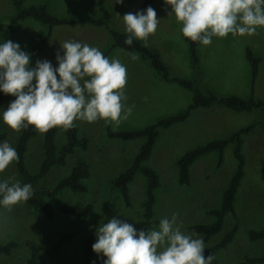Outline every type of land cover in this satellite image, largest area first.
Masks as SVG:
<instances>
[{"label": "rangeland", "instance_id": "1", "mask_svg": "<svg viewBox=\"0 0 264 264\" xmlns=\"http://www.w3.org/2000/svg\"><path fill=\"white\" fill-rule=\"evenodd\" d=\"M140 2L141 0H123L122 4H117L115 0H105V7L111 13L110 26L124 31L122 16L135 9ZM37 4H44L50 14L59 18L101 15L96 0H22L24 8ZM152 8L157 13L159 23L155 33L141 42L158 50L171 76L194 79L200 88H210L219 95L235 94L243 98L253 95L256 99H264V27H257L255 34L251 36L228 34L223 38L213 37L211 44L207 46L199 43L198 74L191 65L188 43L180 31V23L174 16H168L170 6L164 0H156ZM15 13L11 0H0V22L7 24ZM6 35L30 55L33 47L47 36L35 56L33 66L37 60L57 64L56 54L59 52L62 55L60 44L68 40L87 43L97 47L102 53L112 42L110 33L103 26L69 23L50 28L31 17L18 19L6 31L0 32V42L6 39ZM246 48H250L259 57L254 78L251 63L246 57ZM133 55L137 59L132 60ZM106 57L110 60L116 58L126 66L127 82L123 91L127 99L122 103L126 107L132 106L131 115L119 123L103 119L95 122L74 120L79 135L88 138L87 148L76 149L67 156L65 164L54 166L32 184V188L52 186L78 160L84 159L90 166V175L85 180L87 191L75 193L64 189L60 195L70 203H92L93 213L76 218L56 212L53 218L46 219L25 202L12 206L11 210L0 207V242H16L9 254H0V264H27L26 260L30 256L46 261L48 249L63 232L71 233V236L57 249L58 264H79L85 236L92 233V244L95 243L96 227L114 216L133 224L137 230L144 229L143 176L137 173L129 184V206L124 204L118 191L111 185L112 179L130 164L144 139L123 141L109 138L106 126L109 125L113 130L138 129L164 116L184 111L191 103L192 91L158 76L149 61L141 59L135 52L115 47ZM12 100V96L4 94L0 111L6 109ZM250 123H256V127L244 136V176L234 200L238 228L231 242L212 256V264H239L245 255L264 253V239L252 241L247 235L250 229L264 228V111L259 108L249 112L234 111L219 105L194 108L184 120L159 129L151 155L145 161V164L157 172L160 182L155 190L154 210L157 223L153 229L158 228L160 219H171L175 213L181 230L193 234L189 226L211 223L214 218L207 211L221 205L223 190L236 166L233 144L229 143L224 148L219 166L218 154L214 151L196 159L190 166L189 182L185 184L177 180V159L188 149L215 138H224ZM0 125L5 133L1 141L7 140L14 147L19 131L10 129L2 120ZM64 141V130L58 127L57 145L61 146ZM42 144L43 133L37 131L36 136L28 142L25 154L26 165L31 172L38 170L43 159ZM0 176L2 180L10 182L19 180L14 162L0 172ZM232 221L230 214L225 217L221 231L204 241L205 249L221 239L231 228ZM100 256L93 252L94 258Z\"/></svg>", "mask_w": 264, "mask_h": 264}, {"label": "clouds", "instance_id": "2", "mask_svg": "<svg viewBox=\"0 0 264 264\" xmlns=\"http://www.w3.org/2000/svg\"><path fill=\"white\" fill-rule=\"evenodd\" d=\"M122 4L123 0H115ZM170 6L168 16L180 23L182 35L193 42L209 45L213 37L228 34L251 36L264 27V0H164ZM124 40L146 41L154 34L159 19L151 6L122 16ZM56 67L51 61L37 60L12 40L0 42V93L15 97L0 111V120L20 131L33 126L44 133L54 127L68 130L74 120L119 123L132 113L125 106L123 89L127 82L126 66L111 60L94 46L76 40L60 44ZM132 60L137 59L135 55ZM123 112V114H122ZM18 159L7 140L0 141V172ZM33 195L32 185L19 180L0 181V207L26 202ZM92 250L106 259L103 264H212L205 257L202 237L181 230L177 216L162 218L157 229L137 230L126 220L112 217L95 229Z\"/></svg>", "mask_w": 264, "mask_h": 264}, {"label": "trees", "instance_id": "3", "mask_svg": "<svg viewBox=\"0 0 264 264\" xmlns=\"http://www.w3.org/2000/svg\"><path fill=\"white\" fill-rule=\"evenodd\" d=\"M16 13L10 18L7 24L0 22V32L6 31V29L13 24L16 20L31 17L43 24L48 25L50 28L59 24H90L94 26L105 27L111 35L112 42L109 49L103 54L108 55L109 51L113 47H118L129 52L137 53L141 59L148 60L152 70L161 78L167 81H172L180 85L181 87L192 91V99L190 105L181 112L173 115L164 116L159 118L156 122L148 124L138 129H126V130H113L109 125L106 126V134L109 138H117L123 141L143 138V142L139 146L135 156L130 164L120 171L115 178L112 179L111 185L115 188L125 205L129 206L130 192L129 184L134 180L135 175L140 173L144 178V200L142 202V217L143 228L146 230L153 229L157 223L155 217V190L159 186V176L157 172L149 165L145 164V161L151 155L155 141L159 135L160 128H167L172 124L184 120L194 108L198 107H210L212 105H219L224 108H228L234 111L249 112L253 109L259 108L264 111V99H256L253 95L243 98L235 94L219 95L214 90L204 87L200 88L194 79L171 76L168 66L162 60L158 50L149 47L141 40L134 39L131 46L124 43L126 33L125 31H118L110 26L111 13L105 7V0H96L101 15L95 17L90 14H85L74 19L59 18L50 14L44 4L31 5L27 8L22 6V0H11ZM156 0H141L135 9L131 13H135L138 10H143L152 4ZM49 34V33H48ZM47 34V36H48ZM36 44L31 52V61L34 62L41 45L47 38ZM9 40L6 35V39ZM188 43V54L193 69L199 74V55L197 46L200 42H193L189 38L185 37ZM246 57L251 63L252 77L254 78L258 69L259 57L256 56L250 48H246ZM54 67L58 66L53 64ZM4 94L0 93V102L3 99ZM13 100L15 97H13ZM74 126L68 130H64L65 141L61 146L57 145L58 127L49 129L43 133V159L36 172H31L25 160V154L27 151L28 142L36 136V129L33 126L22 128L19 131L14 148L17 151L18 159L13 161L16 170L19 174V181L21 184H33L40 178L44 177L54 166L63 165L66 162L67 156L73 153L76 149H86L88 145V138L80 136L78 126L75 121ZM256 127V123H251L245 127H241L234 131L226 138L212 139L204 144L197 145L191 149L185 151L177 159L178 176L177 180L181 184L189 182L190 178V166L200 156L208 152H217V166L222 162V156L224 148L229 144H233V155L236 161L235 170L230 178L228 185L225 187L222 193L221 205L217 208L209 209L207 212L213 216L211 223H195L189 226V230L202 236L204 241H208L211 236L219 233L223 228L224 219L227 215L233 218V224L221 237L219 241L212 244L210 247L204 250L205 257L211 255V257L219 249L224 248L233 239L235 232L238 228V222L234 213V200L238 187L244 176L245 157L243 154V135L252 131ZM5 137V133L0 125V141ZM90 175L89 163L84 160H78L70 169V171L59 178L52 186H43L40 188H32L33 195L25 203L32 207L34 210L40 212L46 219L54 217L56 212L64 215H70L76 218H82L89 216L93 213L94 206L92 203H70L64 200L60 193L64 189H68L75 193H84L87 191V185L85 180ZM0 181H3L0 176ZM249 240L264 239V228L255 230L250 229L247 233ZM71 236V233L59 234L56 242L48 249L47 260L42 261L34 256L27 258V264H58L59 257L57 255V249L59 246ZM93 235L88 233L85 236L83 242V254L79 261V264H103V260L106 257L100 256L98 258L93 257L92 250ZM16 246V242L9 240L7 242H0V254H9L11 250ZM264 253L259 255L248 256L245 255L244 259L239 264H263Z\"/></svg>", "mask_w": 264, "mask_h": 264}, {"label": "crops", "instance_id": "4", "mask_svg": "<svg viewBox=\"0 0 264 264\" xmlns=\"http://www.w3.org/2000/svg\"><path fill=\"white\" fill-rule=\"evenodd\" d=\"M151 7H152V6H151ZM93 26H94V25H93ZM110 46H111V44H110ZM110 46H109L108 48H106V49L104 50V52H105L107 49H109ZM113 48H115V47H113ZM113 48H111V50H112ZM111 50L109 51V53L111 52ZM104 52H103V53H104ZM109 53H108V54H109ZM106 56H107V55H106ZM139 57H140V56H139ZM140 58H141V57H140ZM250 124H251V123H250ZM248 125H249V124H248ZM243 127H245V126H243ZM237 130H238V129H237ZM235 131H236V130H235ZM233 132H234V131H233ZM233 132H232V133H233ZM232 133H231V134H232ZM231 134H229V135H231ZM229 135H228V136H229ZM228 136H225L224 138H226V137H228ZM244 136H245V135H243V141H242V144L244 143V140H245ZM215 139H219V138H215Z\"/></svg>", "mask_w": 264, "mask_h": 264}]
</instances>
